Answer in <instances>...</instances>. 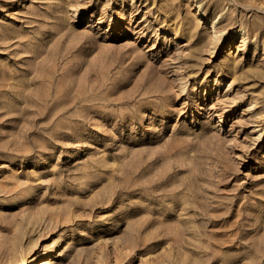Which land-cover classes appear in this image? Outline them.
<instances>
[{
    "label": "rangeland",
    "instance_id": "374dc122",
    "mask_svg": "<svg viewBox=\"0 0 264 264\" xmlns=\"http://www.w3.org/2000/svg\"><path fill=\"white\" fill-rule=\"evenodd\" d=\"M0 264H264V0H0Z\"/></svg>",
    "mask_w": 264,
    "mask_h": 264
}]
</instances>
